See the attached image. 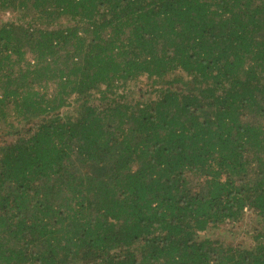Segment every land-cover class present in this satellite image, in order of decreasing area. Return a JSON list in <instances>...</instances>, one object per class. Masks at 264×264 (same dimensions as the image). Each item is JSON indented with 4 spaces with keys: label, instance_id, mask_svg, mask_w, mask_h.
I'll return each mask as SVG.
<instances>
[{
    "label": "trees",
    "instance_id": "trees-1",
    "mask_svg": "<svg viewBox=\"0 0 264 264\" xmlns=\"http://www.w3.org/2000/svg\"><path fill=\"white\" fill-rule=\"evenodd\" d=\"M0 264H264V0H0Z\"/></svg>",
    "mask_w": 264,
    "mask_h": 264
},
{
    "label": "rangeland",
    "instance_id": "rangeland-1",
    "mask_svg": "<svg viewBox=\"0 0 264 264\" xmlns=\"http://www.w3.org/2000/svg\"><path fill=\"white\" fill-rule=\"evenodd\" d=\"M1 18H2V16H1ZM49 93H51V91H49ZM238 241L240 240V239H237Z\"/></svg>",
    "mask_w": 264,
    "mask_h": 264
}]
</instances>
